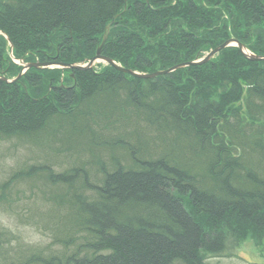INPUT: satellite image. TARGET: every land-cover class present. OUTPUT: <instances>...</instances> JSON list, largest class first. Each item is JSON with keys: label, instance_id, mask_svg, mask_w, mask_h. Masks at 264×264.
Returning <instances> with one entry per match:
<instances>
[{"label": "trees", "instance_id": "obj_1", "mask_svg": "<svg viewBox=\"0 0 264 264\" xmlns=\"http://www.w3.org/2000/svg\"><path fill=\"white\" fill-rule=\"evenodd\" d=\"M194 1L0 0V69L15 77L14 59L88 62L113 20L103 55L137 72L193 61L230 38L264 55V0ZM67 129L90 136L88 148L105 159L94 163L95 181L85 165L44 163L6 182L44 179L38 194L64 227L65 250L74 247L26 264H210L227 253L223 224L234 244L263 234L264 60L239 46L150 78L99 62L0 79V135L36 140L49 131L64 143Z\"/></svg>", "mask_w": 264, "mask_h": 264}, {"label": "rangeland", "instance_id": "obj_2", "mask_svg": "<svg viewBox=\"0 0 264 264\" xmlns=\"http://www.w3.org/2000/svg\"><path fill=\"white\" fill-rule=\"evenodd\" d=\"M181 1L185 4L190 0ZM194 2L198 4V0ZM177 20H174V23H177ZM178 25L176 30L182 31L181 42H178L182 46L181 49L179 48L180 53L186 54L189 51L188 48H184L189 46L188 39L185 38L187 25L186 23L182 26L180 23ZM171 29L169 25L165 34L163 32L161 36L169 35ZM157 43L156 41L155 45ZM204 52L206 53L207 49ZM121 128L120 124L118 129L110 131L112 134H117L121 132ZM53 130L54 128L51 129ZM66 132L64 143L63 133L57 134L54 138L49 131L45 132L41 139L36 138V140L0 135V264H26L27 259L36 253L46 257L51 254L66 255L74 248L70 245L69 249L65 250L61 241L67 239L64 227L60 225V228H56L53 218H50L46 209L49 206L38 194L42 189V183L44 186V179L36 177L35 183L31 182L33 185H28L27 180L22 179L14 183L11 189L3 187L11 176L17 174V171L27 169L33 164L44 163H49L60 171L71 168V165H85L88 169L92 168L90 173L92 180L95 181L97 172L94 163L105 158L94 155L97 147L94 151L88 148L91 143L90 136L74 137L69 129ZM3 195L5 198L2 197ZM61 220L65 222L68 219ZM223 230L228 241L227 253L224 256L210 257L208 259L210 264H264V232L261 235L248 232L243 239L236 240L234 244L233 232L224 224ZM175 264L183 263L180 261Z\"/></svg>", "mask_w": 264, "mask_h": 264}, {"label": "water", "instance_id": "obj_3", "mask_svg": "<svg viewBox=\"0 0 264 264\" xmlns=\"http://www.w3.org/2000/svg\"><path fill=\"white\" fill-rule=\"evenodd\" d=\"M114 22V20L112 21V23ZM112 23L108 24V26L106 27V30L104 32V38L101 42V44L98 46V50H97V53L95 54L93 60H91L88 64H86L85 62L83 63H72V64H65V63H58L57 66L58 67H68V68H74V69H90V68H93L94 65L100 61H106L110 64H112L113 67H115L116 69H120L126 73H131L133 76H136V77H143V78H150V77H155V76H159L161 74H168V73H171L172 71L176 70V69H180V68H183L185 66H191V65H194V64H203L205 63L206 61H209L211 60L212 58L215 57L216 54H218V52H220L221 50L223 49H226V47L228 46H231V45H234V46H239L240 49H241V52L244 53V55L246 56V58L248 59H251V60H254V61H260V60H264V55H256L254 52H252L249 48L246 47V45L241 42L239 39H235V38H231V39H228L226 40L225 43L215 47V49H212L209 53H207V55L204 56V58L202 59H195L193 61H183V63H179V64H176L174 66H172V68H169V69H161L160 71H155V72H150V73H144V72H137V71H134L133 69H130V68H124L122 67L120 64H118L117 62H115L114 59L110 58V57H107V56H104L103 55V49H104V46H105V43L106 41L108 40L109 38V33L112 29ZM41 65H44V66H50V65H54L53 63H42V62H39V63H28V65H26V69H28V67H31V66H36V67H39ZM4 81H8V82H13L14 79H10V78H6L4 77L3 78Z\"/></svg>", "mask_w": 264, "mask_h": 264}, {"label": "bare ground", "instance_id": "obj_4", "mask_svg": "<svg viewBox=\"0 0 264 264\" xmlns=\"http://www.w3.org/2000/svg\"><path fill=\"white\" fill-rule=\"evenodd\" d=\"M7 39L10 40L9 38H7ZM8 51H9V54L11 56L12 55L14 56L13 44L11 43V40L9 41V49H8ZM38 52L44 53V51H42V50H39ZM19 61L21 62L22 69L20 70V72L18 73L17 76H15V77H9L8 75L6 76L5 74H3L2 70L0 69V79L4 80L3 79L4 77H6V78L9 77L10 79H14L13 82H16V81H18V79H20L28 71L29 68H32V67H35V68H39V67H42V68H50V66L41 65L39 67L31 66V67H28V69H26V65H28V63H39V62H42V63H50L51 62V61L49 62V61H45V60H41V59L40 60L37 59V60H34V61H29V62H26L25 60H20L19 59ZM90 61H88L86 64H88ZM94 66H96V64ZM93 68H90V69H93Z\"/></svg>", "mask_w": 264, "mask_h": 264}]
</instances>
